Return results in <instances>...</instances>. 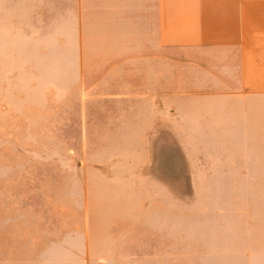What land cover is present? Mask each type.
Returning <instances> with one entry per match:
<instances>
[{"label":"rangeland","instance_id":"374dc122","mask_svg":"<svg viewBox=\"0 0 264 264\" xmlns=\"http://www.w3.org/2000/svg\"><path fill=\"white\" fill-rule=\"evenodd\" d=\"M71 27L0 0V264H264V97L169 63L155 141H91Z\"/></svg>","mask_w":264,"mask_h":264},{"label":"crops","instance_id":"0c3cea01","mask_svg":"<svg viewBox=\"0 0 264 264\" xmlns=\"http://www.w3.org/2000/svg\"><path fill=\"white\" fill-rule=\"evenodd\" d=\"M48 7L51 22L79 31L91 141H155L169 119V63L184 65L199 88L223 85L219 94L241 103L264 97V0H48Z\"/></svg>","mask_w":264,"mask_h":264}]
</instances>
